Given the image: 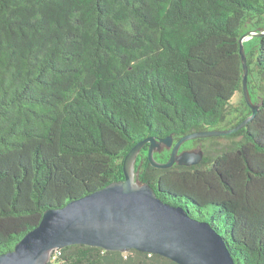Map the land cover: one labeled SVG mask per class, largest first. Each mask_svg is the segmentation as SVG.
Instances as JSON below:
<instances>
[{"label": "trees", "instance_id": "16d2710c", "mask_svg": "<svg viewBox=\"0 0 264 264\" xmlns=\"http://www.w3.org/2000/svg\"><path fill=\"white\" fill-rule=\"evenodd\" d=\"M249 31H264V0H0V254L46 209L124 178L144 138L177 141L247 118ZM244 44L255 118L189 140L205 152L195 165L155 167L146 144L138 181L197 219L214 206L237 264H264V35ZM60 250L49 264H178L137 249Z\"/></svg>", "mask_w": 264, "mask_h": 264}, {"label": "water", "instance_id": "95a60500", "mask_svg": "<svg viewBox=\"0 0 264 264\" xmlns=\"http://www.w3.org/2000/svg\"><path fill=\"white\" fill-rule=\"evenodd\" d=\"M264 31H249L240 39L243 64V93L252 113L227 129L199 130L175 141L173 135L148 136L139 141L124 159V178L70 200L61 207L44 211L40 223L19 240L12 250L0 254V264H49L54 250L73 244L99 246L127 252L137 249L168 257L178 264H237L223 235L212 225L190 215L189 209L162 200L148 182L140 183L137 158L148 144L152 165L167 168L175 163L195 165L205 155L203 148L184 149L192 139L227 136L257 115L260 106L253 101L249 86V64L244 42ZM171 149L167 161L155 152Z\"/></svg>", "mask_w": 264, "mask_h": 264}, {"label": "rangeland", "instance_id": "374dc122", "mask_svg": "<svg viewBox=\"0 0 264 264\" xmlns=\"http://www.w3.org/2000/svg\"><path fill=\"white\" fill-rule=\"evenodd\" d=\"M250 48V45L248 46ZM242 99V95L240 93H237L233 98H232V102L234 104L240 103ZM223 142H227V140L222 139ZM185 146H189L191 142L187 141L185 142ZM198 148V147H197ZM215 207L214 206H208L207 208H205V212H206V216L204 217H200L201 220L204 221H211L212 220V216L213 214H215ZM216 223H218L221 226V229H224V220L216 217L215 219Z\"/></svg>", "mask_w": 264, "mask_h": 264}, {"label": "built area", "instance_id": "2783aa9c", "mask_svg": "<svg viewBox=\"0 0 264 264\" xmlns=\"http://www.w3.org/2000/svg\"><path fill=\"white\" fill-rule=\"evenodd\" d=\"M60 254H61V250H60V248L54 250L50 262L56 260L57 257H58Z\"/></svg>", "mask_w": 264, "mask_h": 264}, {"label": "flooded vegetation", "instance_id": "af4514ba", "mask_svg": "<svg viewBox=\"0 0 264 264\" xmlns=\"http://www.w3.org/2000/svg\"><path fill=\"white\" fill-rule=\"evenodd\" d=\"M184 145H185V143L182 145L181 151L184 150V149H197V147L200 148V146L193 145V144H190L189 146H184Z\"/></svg>", "mask_w": 264, "mask_h": 264}]
</instances>
